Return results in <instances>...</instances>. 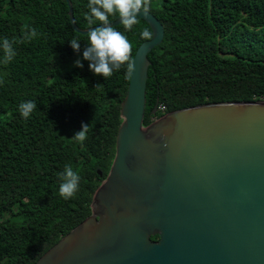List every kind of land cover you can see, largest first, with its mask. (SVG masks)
Here are the masks:
<instances>
[{"label":"trees","instance_id":"1","mask_svg":"<svg viewBox=\"0 0 264 264\" xmlns=\"http://www.w3.org/2000/svg\"><path fill=\"white\" fill-rule=\"evenodd\" d=\"M69 2L74 24L89 27L88 0ZM149 12L162 36L146 53L142 124L188 105L264 99V0H150ZM112 26L131 42V56L150 31L141 18L131 31ZM32 28L38 36L29 40ZM86 33L70 26L65 0H0V42L8 38L16 52L0 63V264H31L88 215L107 171L129 67L94 74L83 59ZM155 97L163 108L150 114ZM26 101L37 105L27 119L18 111ZM82 124L81 144L72 136ZM66 165L80 176L67 200L58 191Z\"/></svg>","mask_w":264,"mask_h":264},{"label":"water","instance_id":"2","mask_svg":"<svg viewBox=\"0 0 264 264\" xmlns=\"http://www.w3.org/2000/svg\"><path fill=\"white\" fill-rule=\"evenodd\" d=\"M65 2L72 29L87 32ZM139 15L152 38L131 56L89 213L31 264H264V99L188 105L142 124L146 53L162 27Z\"/></svg>","mask_w":264,"mask_h":264},{"label":"clouds","instance_id":"3","mask_svg":"<svg viewBox=\"0 0 264 264\" xmlns=\"http://www.w3.org/2000/svg\"><path fill=\"white\" fill-rule=\"evenodd\" d=\"M87 7L89 12L86 13L85 18L89 30L86 33L87 43L83 50V59L89 61V69L94 74L103 76L104 79L110 77L113 70H119L122 65L128 64L131 69L132 65L129 62L132 44L123 32L110 24V17L119 18L120 25L126 31H131L133 26L139 23L141 11L145 14L149 12L150 0H88ZM93 25L99 26L93 27ZM37 36L35 28L25 33V38L29 40ZM140 36L142 39L151 40L152 32L145 28ZM79 42L77 38L70 40L71 47L77 52L80 50ZM0 48L3 50V60L0 63L8 64L16 55L13 42L3 38ZM75 63L78 67H83L80 60ZM36 107L34 101L21 102L18 111L27 119ZM87 131V124H82L81 129L76 131L72 138L82 144L87 139ZM58 176L61 180L59 195L66 200L72 198L79 189L80 176L68 165L58 173Z\"/></svg>","mask_w":264,"mask_h":264},{"label":"built area","instance_id":"4","mask_svg":"<svg viewBox=\"0 0 264 264\" xmlns=\"http://www.w3.org/2000/svg\"><path fill=\"white\" fill-rule=\"evenodd\" d=\"M162 108H163L162 106L157 105V109H158V110H162Z\"/></svg>","mask_w":264,"mask_h":264}]
</instances>
